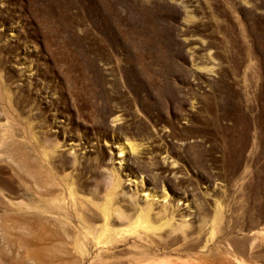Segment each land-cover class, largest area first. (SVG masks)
Listing matches in <instances>:
<instances>
[{"label":"rangeland","instance_id":"374dc122","mask_svg":"<svg viewBox=\"0 0 264 264\" xmlns=\"http://www.w3.org/2000/svg\"><path fill=\"white\" fill-rule=\"evenodd\" d=\"M0 264H264V0H0Z\"/></svg>","mask_w":264,"mask_h":264},{"label":"bare ground","instance_id":"6f19581e","mask_svg":"<svg viewBox=\"0 0 264 264\" xmlns=\"http://www.w3.org/2000/svg\"><path fill=\"white\" fill-rule=\"evenodd\" d=\"M106 205V204H105ZM89 230H90V228H89Z\"/></svg>","mask_w":264,"mask_h":264}]
</instances>
